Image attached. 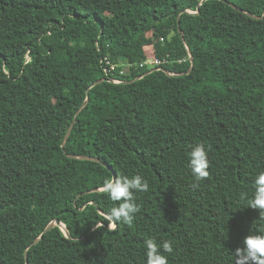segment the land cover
Returning a JSON list of instances; mask_svg holds the SVG:
<instances>
[{"label":"trees","instance_id":"1","mask_svg":"<svg viewBox=\"0 0 264 264\" xmlns=\"http://www.w3.org/2000/svg\"><path fill=\"white\" fill-rule=\"evenodd\" d=\"M263 15L264 0H0V264H146L149 238L172 243L168 264H237L264 233L241 199L264 171ZM148 34L156 67L140 65ZM114 174L149 183L131 224L98 190ZM55 220L71 237L45 232Z\"/></svg>","mask_w":264,"mask_h":264},{"label":"clouds","instance_id":"2","mask_svg":"<svg viewBox=\"0 0 264 264\" xmlns=\"http://www.w3.org/2000/svg\"><path fill=\"white\" fill-rule=\"evenodd\" d=\"M208 166V152L203 144H197L188 154V169L194 179L193 186L209 176ZM253 189L251 196L242 193L241 199L245 200L246 207L258 209L259 218L264 220V171L255 175ZM98 190L113 201H121L118 207L111 209L110 220L131 224L135 213L139 211L134 193L147 192L149 183L139 174L132 177L117 176L105 179ZM108 227L112 228L113 224L110 223ZM145 244L146 264H168V257L163 253L173 252L171 242L165 241L160 245L154 238H149ZM161 247L163 252L160 251ZM235 254L237 264H264V233L250 232L243 240V247L237 248Z\"/></svg>","mask_w":264,"mask_h":264},{"label":"water","instance_id":"3","mask_svg":"<svg viewBox=\"0 0 264 264\" xmlns=\"http://www.w3.org/2000/svg\"><path fill=\"white\" fill-rule=\"evenodd\" d=\"M230 4H231L233 7L239 9L235 4H233V3H230ZM263 16H264V15H263ZM180 32H182L181 29H180ZM181 34H182V33H181ZM194 63H195V61H194V59H192L191 67H190L187 71H185L182 75H187V74H189L190 72H192V70L194 69ZM156 70H158V68H153V69H151L150 71L146 72L144 75H147V74H149V73H151V72H153V71H156ZM142 77H143V76H142ZM102 80H104V79H102ZM102 80H98V81H96L95 83L92 84V86H95L96 84L100 83ZM89 91H90V89L87 90V94H88V95H89ZM87 102H88V100H86V101L82 104V106L80 107V109H79L78 112L76 113V118L74 119V121L72 122L70 128H69L68 131H67V134H66V136H65V140H64V143H63V150H64V151H65V145H66V143H67V141H68V138H69V136H70V134H71V132H72V130H73V127H74V125H75V122H76V120H77V116L79 115L80 111L84 108V106L87 104ZM69 156L72 157V158H76V159H86V160L98 161V162H101L102 164H104L105 166H108V164H107L106 162L102 161V160H101L100 158H98V157H94V156H90V155H79V154H69ZM114 178H116V174H114ZM58 224L62 227V229L64 230V232L66 233V235H67L68 237H71L70 234H69V232H68V230H67V228H66V226H65L63 223L58 222L57 220H55L54 222H52L51 224H49V226L45 229V232L49 231L53 226L58 225ZM41 237H42V236H40L39 238H37L32 244L37 243V242L41 239Z\"/></svg>","mask_w":264,"mask_h":264},{"label":"built area","instance_id":"4","mask_svg":"<svg viewBox=\"0 0 264 264\" xmlns=\"http://www.w3.org/2000/svg\"><path fill=\"white\" fill-rule=\"evenodd\" d=\"M144 53L146 55V60H144L140 65L144 66V65H148L150 67H156L161 63V60L159 59V57L156 55V51H155V46L154 43L152 41H148L144 44ZM131 64L128 62H125L124 66L125 67H129ZM118 68H121V65L106 59V66H105V72L109 73V72H115ZM125 70L124 68L120 69V74H125ZM115 82H120V80L118 79H113Z\"/></svg>","mask_w":264,"mask_h":264},{"label":"rangeland","instance_id":"5","mask_svg":"<svg viewBox=\"0 0 264 264\" xmlns=\"http://www.w3.org/2000/svg\"><path fill=\"white\" fill-rule=\"evenodd\" d=\"M145 37H146V38H145ZM145 37H144V38H145L144 41H145V43H146V42L148 41V39H150L151 36H150V34H148V35H146ZM144 38H142V39H144ZM146 39H147V40H146Z\"/></svg>","mask_w":264,"mask_h":264}]
</instances>
